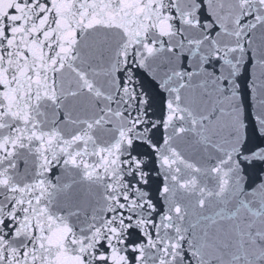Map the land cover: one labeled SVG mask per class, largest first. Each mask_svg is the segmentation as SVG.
<instances>
[{
    "label": "snow or ice",
    "instance_id": "snow-or-ice-1",
    "mask_svg": "<svg viewBox=\"0 0 264 264\" xmlns=\"http://www.w3.org/2000/svg\"><path fill=\"white\" fill-rule=\"evenodd\" d=\"M64 260L264 264V0H0V264Z\"/></svg>",
    "mask_w": 264,
    "mask_h": 264
},
{
    "label": "water",
    "instance_id": "water-1",
    "mask_svg": "<svg viewBox=\"0 0 264 264\" xmlns=\"http://www.w3.org/2000/svg\"><path fill=\"white\" fill-rule=\"evenodd\" d=\"M56 238L59 239V236L57 235ZM62 264H68V261L67 260H64V261H62Z\"/></svg>",
    "mask_w": 264,
    "mask_h": 264
}]
</instances>
